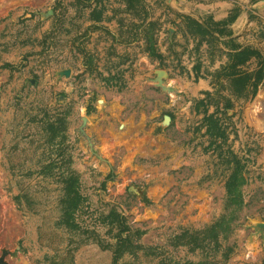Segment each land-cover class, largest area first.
I'll list each match as a JSON object with an SVG mask.
<instances>
[{
  "label": "rangeland",
  "instance_id": "rangeland-1",
  "mask_svg": "<svg viewBox=\"0 0 264 264\" xmlns=\"http://www.w3.org/2000/svg\"><path fill=\"white\" fill-rule=\"evenodd\" d=\"M259 1L0 0V264H264Z\"/></svg>",
  "mask_w": 264,
  "mask_h": 264
},
{
  "label": "crops",
  "instance_id": "crops-1",
  "mask_svg": "<svg viewBox=\"0 0 264 264\" xmlns=\"http://www.w3.org/2000/svg\"><path fill=\"white\" fill-rule=\"evenodd\" d=\"M249 5V4H247ZM241 4L236 3V2H214V3H208V4H203L199 7L201 8H196L195 13L206 14L205 16L202 14L203 17H213L214 20L216 21H221V22H227L230 17L235 18L234 23H233V30L235 34L239 33V27H237V24L239 26L240 19L244 17L245 9L248 8L250 10V6L246 7L244 9V12L242 13L239 11ZM253 7L255 9H258L259 13L264 16V0L259 1L258 3L254 4ZM237 32V33H236ZM240 43V40L238 41ZM252 110V109H251Z\"/></svg>",
  "mask_w": 264,
  "mask_h": 264
},
{
  "label": "water",
  "instance_id": "water-1",
  "mask_svg": "<svg viewBox=\"0 0 264 264\" xmlns=\"http://www.w3.org/2000/svg\"><path fill=\"white\" fill-rule=\"evenodd\" d=\"M64 75H65V76H68V75H69V72H68V71L64 72ZM165 76H166V73H165L164 71H158V72H157V77H158V79H159V82H161V79L164 78ZM247 118H248L249 122L252 124V126H253L254 128H256L257 130H259L258 122H257L256 119H254V118L252 117V110H251V109H249V110L247 111Z\"/></svg>",
  "mask_w": 264,
  "mask_h": 264
},
{
  "label": "trees",
  "instance_id": "trees-1",
  "mask_svg": "<svg viewBox=\"0 0 264 264\" xmlns=\"http://www.w3.org/2000/svg\"><path fill=\"white\" fill-rule=\"evenodd\" d=\"M254 1H256V0H254ZM250 54H252V52H251V53H248V55H250ZM263 73H264V66L262 65V68H261V70L259 71V80L262 79ZM257 87H258L257 85L254 86V88H255V90H254V94H255L256 91H257Z\"/></svg>",
  "mask_w": 264,
  "mask_h": 264
}]
</instances>
